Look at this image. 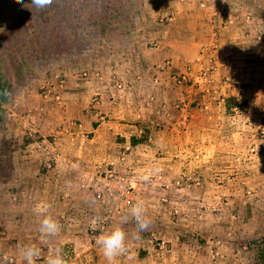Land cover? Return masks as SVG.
I'll use <instances>...</instances> for the list:
<instances>
[{
  "label": "crops",
  "instance_id": "crops-1",
  "mask_svg": "<svg viewBox=\"0 0 264 264\" xmlns=\"http://www.w3.org/2000/svg\"><path fill=\"white\" fill-rule=\"evenodd\" d=\"M181 3L175 4L174 9H168L170 18L166 30L161 35L155 33L158 35L159 46L153 49V53L147 52V58L138 57L140 63H136L138 65L135 70H130L126 64L134 57V48L141 45L134 42V48L130 47L127 51V42L122 41V49H119L120 54L117 53L116 60L124 63L117 79L122 82L123 89L116 90L111 85L114 80L105 78L103 74L100 80L91 78L84 82L82 78L71 76L65 86H61L63 89L58 90L60 96L50 98L54 102V111H61L62 117H55L53 109L46 106L38 122H43L44 130L53 127L51 132L69 125L71 133L63 137L64 143L70 150L74 149V153L82 160H116L125 150H129L126 152L127 165L133 166L125 165L123 171L128 175L139 172L135 178L136 186L145 209H149L145 214L154 227L150 233H128L125 241L127 250L116 257L115 264H260V253L264 252L263 196L260 197L261 201H246V208L243 202L232 204L234 210L228 221L232 228L222 236L221 221L214 217L215 214L209 220L202 214L203 211L196 209L197 215L192 216L193 213L185 210L188 204H185L183 195H189L197 188L202 189L199 183H188L184 178L199 176L202 162H214L221 158L236 163L242 159L248 160L250 165L252 160L259 161L260 167L256 170H245L248 178L243 185L246 193H253V196H256L257 191L264 193V52L254 50L256 44L251 26H248L249 31L238 29L230 36L227 32L233 31L234 27H221L219 24L213 26L206 22L209 18L205 17V13L197 8L193 13L195 5L190 8ZM214 28L219 33L216 40L218 53L216 67L210 75L215 84L214 92L218 93L215 97L220 100L212 104L210 109H203L201 104L205 95H199L203 86L192 89L194 83H187L186 80L202 81L200 70L206 61L201 58L200 51L214 41L210 34ZM237 34L239 37H235ZM155 50L160 51L154 54ZM198 59L200 62L196 63ZM139 67L143 73H139ZM123 70L130 74H125ZM140 74L147 79L145 85ZM182 76L184 80H181ZM109 80L111 83H108ZM69 83L70 86H66ZM94 94L99 98L91 99ZM110 94L116 96V99L113 97L112 105L108 100ZM229 98L243 101V106H231L227 102ZM142 127L146 128L145 139L130 142L131 136H139L144 129ZM83 134L88 135L86 140L80 138ZM80 142L84 146L78 148ZM71 165L68 168L71 171H67V174H61L59 168H54L51 174L54 180L60 176L73 177L68 178L71 183L65 180L57 184L59 180H55L54 189L51 190L55 200H52L53 211L50 215L60 225H64V229L60 228L56 236L46 238H42L40 228L36 233L29 232L19 251L20 257H17V250H14L15 242L9 243L10 250H13L10 253L15 256L9 257L7 263L27 264L22 249L35 244L41 250L36 264H47L48 258L54 255L58 247L62 249L67 264H72L68 259L81 249L74 234L75 224L83 218L91 221L88 208L93 209L95 205L91 199L87 201V196L83 203H76L73 194L80 186L76 187L78 182L73 183V179L80 176V171L77 165ZM233 171L235 173L231 175L238 176L237 169ZM88 174L92 176L93 171ZM83 176L84 173H81ZM210 185L212 203L219 202V199L215 201V193L221 190L219 181ZM91 187L94 188L93 185ZM41 189L38 188V194L45 192ZM81 189L87 190V187L81 186ZM26 192L28 195L32 189L28 188ZM65 196L68 198L64 199ZM163 196L167 197V203L160 204ZM40 203L46 202H37ZM33 204L29 200L27 204H21L22 217L30 219L36 215L30 213ZM160 206L167 209V215L155 213L154 209ZM42 219L41 214L36 215L38 227ZM206 220L213 227L207 233L205 229H200L208 225L209 221ZM195 224L199 226L194 231ZM257 225L262 228L260 233H254ZM158 240L163 243V247L159 246ZM96 261V264H108L102 250Z\"/></svg>",
  "mask_w": 264,
  "mask_h": 264
},
{
  "label": "rangeland",
  "instance_id": "rangeland-1",
  "mask_svg": "<svg viewBox=\"0 0 264 264\" xmlns=\"http://www.w3.org/2000/svg\"><path fill=\"white\" fill-rule=\"evenodd\" d=\"M178 3L190 8L195 5L193 13L196 12V8L205 13V17L209 18L206 22L213 26L219 24L221 27H234L233 31L227 32L230 36L238 29L249 31L248 26H251L253 41L256 44L254 50L264 52V0H53V3L45 8H37L31 0H0V76L4 83V90L1 93L3 100L0 99V264H9L7 263L9 257L15 256L10 253L13 250H10L9 243L15 242L14 250H17V257H20L19 251L26 242V235L29 232L36 233L40 228L35 222L38 201L44 200L50 205L48 214H51L53 211L51 203L55 198L51 190L54 189L55 180L56 182L59 180L57 184L64 183L65 180L71 183L68 181L70 177L68 175L54 180L51 174L54 168H59L61 174H67V171H71L68 169L73 166L71 164L77 165L78 172L80 171V176L76 174V179H73V183L78 182L76 187L80 186L75 194L72 193L76 203H83L84 197L87 196V201L91 199L95 207L88 208L89 215L92 216L91 221L83 218L84 220L74 225V234L81 249H78L76 255L68 259V262L96 264L101 252V247L96 243L97 237L117 225L121 226L126 234L137 232L138 226L131 215V208L141 200L135 181L139 172L128 175L123 171V167L127 165L126 152L129 150L119 155L122 159L117 156L119 159L116 160H82L74 153V149L70 150L64 143L63 137L71 133L69 125L66 124L68 127H62L57 132H51L54 128L50 126L44 130L43 122H38V119H42L44 107L50 106V109H53L54 102L50 98L60 96L58 90L63 89L61 86H65L66 80L71 76L82 78L84 82L91 78L100 80L103 74L105 78L114 80L112 87H116L118 91L123 89L122 82L117 79L120 75L118 73L122 71L120 67H123L124 63L116 60L119 49H122V41L127 42L126 48L124 47L127 51L130 47L134 48L132 47L134 42L141 45L134 48L132 53L134 57L126 64L130 66V70H135L138 65L136 63H140L138 57L147 58L149 56L147 52L153 53V49L159 46L156 34L161 35L163 30H166L170 18L168 9H174ZM214 29L210 34H216L212 37L214 39L212 43L217 46L219 33L215 32L216 28ZM216 50L218 48L215 49V56L218 53ZM158 51L155 50L154 54ZM145 53L147 55H144ZM124 73L127 74V70ZM139 73L143 71L140 70ZM140 77L143 75L140 74ZM110 80L108 83H111ZM186 82L194 83L192 89H198L199 85L203 86L199 94L205 95L201 104L203 109L207 107L210 109L212 104L220 100L215 97L218 93L214 92L216 89L211 75L202 78L200 82L193 79ZM145 83L146 77L144 85ZM66 86H70V83ZM114 96L110 94L108 97L111 105L114 104ZM147 96L145 95V98L149 99ZM94 98L99 96L94 94L91 99ZM227 102L231 106L237 104L243 106V101L238 102L233 98H229ZM53 113L55 117L58 115L62 117L61 111L55 112L53 109ZM156 128L159 127L156 125ZM145 129L141 130L139 136L136 135L137 138L131 136L130 142L132 139L143 141ZM147 131L149 132L148 129ZM82 136L80 135V138L86 140L88 135ZM81 142L78 143V148L84 146ZM248 162L242 159L236 163L223 158L214 162L212 160L202 162L199 176L184 178L185 182L199 183L202 188L195 189L188 193L189 195H183L185 204H188L185 210L193 213L192 216L197 215L196 209L203 211L202 214L209 220L212 219L210 216L215 214L214 217L221 221L220 231L223 236L232 228L228 223L229 216L234 210L232 204L243 202L246 208V201L253 199L261 201L262 196L264 197L261 191H257L256 196L245 191L243 182L248 178L245 170H256L260 167L259 161L252 160V165ZM235 168L238 173L236 177L231 175L235 173L233 171ZM92 171L91 176L88 173ZM81 173L82 175L84 173L83 178ZM217 181L221 185V190L220 193H215V201L219 199V202L212 203L210 183ZM118 182H123L127 189L129 188L130 196L133 197L129 206L122 205L121 198L114 192ZM81 186L87 187V190H82ZM28 188H31L32 192H28L27 195ZM38 188L45 192L38 194ZM218 195L219 198H216ZM67 198L68 196L64 197ZM28 200L34 203L30 213L36 214L30 219L21 216V204L23 202L27 204ZM166 200V196L161 197L160 204L167 203ZM154 210L159 215L168 214L167 209L161 206ZM146 212H149V209H146ZM124 216L129 218L127 223H122ZM94 218H98L95 226L92 224ZM210 223L209 221L208 225L200 229L202 231L205 229V233L211 231L213 227L209 225ZM197 226L199 225H194V231ZM153 227L154 225L150 224L144 232L150 233ZM61 228L64 229V225H61ZM261 229L257 225L254 233H260ZM157 242L163 247L160 240Z\"/></svg>",
  "mask_w": 264,
  "mask_h": 264
},
{
  "label": "clouds",
  "instance_id": "clouds-1",
  "mask_svg": "<svg viewBox=\"0 0 264 264\" xmlns=\"http://www.w3.org/2000/svg\"><path fill=\"white\" fill-rule=\"evenodd\" d=\"M31 3L37 8H45L53 3V0H31ZM50 205L40 203L36 205L35 211L43 216L40 224V232L42 238L56 236L61 228L59 222L53 218L49 213ZM146 209L144 202L138 200L131 208V215L137 224V234L146 231L151 224V220L146 216ZM98 222V218L92 220L93 226ZM122 223H127V217L124 218ZM126 232L124 229L117 225L110 231L104 232L96 239V243L101 247L103 256L108 261V264H115V259L126 252ZM23 259L27 264H36L41 255V250L35 245H27L22 249ZM7 259V258H6ZM47 264H67L61 248L54 250V255L50 256Z\"/></svg>",
  "mask_w": 264,
  "mask_h": 264
},
{
  "label": "built area",
  "instance_id": "built-area-1",
  "mask_svg": "<svg viewBox=\"0 0 264 264\" xmlns=\"http://www.w3.org/2000/svg\"><path fill=\"white\" fill-rule=\"evenodd\" d=\"M216 34H212V36L214 37ZM217 46H215L213 43L207 46L202 47L200 53H201V58L205 59L206 64L202 65V68L200 70V78L204 79L206 78L208 75H210L215 67H216V61L217 58L214 55L215 54V49ZM200 58V57H199ZM200 59L197 60L196 63H199ZM202 64V63H201ZM185 77L182 76L181 80H184ZM110 173V177L111 175V171H109ZM116 194L119 195V197L121 198V203L124 206H129L132 203L133 197L130 196V191L129 188L127 189V187L124 185L123 182H118L116 185V189L114 191ZM109 195H111V193L109 192Z\"/></svg>",
  "mask_w": 264,
  "mask_h": 264
},
{
  "label": "trees",
  "instance_id": "trees-1",
  "mask_svg": "<svg viewBox=\"0 0 264 264\" xmlns=\"http://www.w3.org/2000/svg\"><path fill=\"white\" fill-rule=\"evenodd\" d=\"M0 72H1V69H0ZM3 90H4V83H3L2 78H1V76H0V92H3ZM132 142H133V143H136V142H139V141H138V140H135V139H132ZM261 255H262V257H261V261H260V263L263 264V261H264V254H261Z\"/></svg>",
  "mask_w": 264,
  "mask_h": 264
},
{
  "label": "flooded vegetation",
  "instance_id": "flooded-vegetation-1",
  "mask_svg": "<svg viewBox=\"0 0 264 264\" xmlns=\"http://www.w3.org/2000/svg\"><path fill=\"white\" fill-rule=\"evenodd\" d=\"M1 93H3V92H0V95H1L0 99L3 100V95ZM0 110H1V106H0Z\"/></svg>",
  "mask_w": 264,
  "mask_h": 264
}]
</instances>
